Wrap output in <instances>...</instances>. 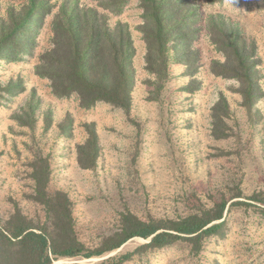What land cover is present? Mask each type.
Wrapping results in <instances>:
<instances>
[{
  "label": "rangeland",
  "instance_id": "rangeland-1",
  "mask_svg": "<svg viewBox=\"0 0 264 264\" xmlns=\"http://www.w3.org/2000/svg\"><path fill=\"white\" fill-rule=\"evenodd\" d=\"M46 1L51 14L29 34L36 46L17 60L0 61V217L17 205L40 215V207L27 197L33 193V166L43 158L50 164L49 191L68 193L77 234L91 249L120 237L123 214L168 224L224 200L228 204L224 226L206 237L198 252L183 240L137 251L150 239L135 236L102 255L55 262L264 264V0H191L200 15L191 43L198 57L189 67L172 55L163 87L145 69L142 9L139 0H131L120 15L130 24L136 47L129 109L103 102L82 108L76 96L56 97L50 81L35 73L38 54L49 44L50 21L62 2ZM26 3L0 0V18ZM213 13H223L257 44L263 96L251 110L242 104L238 81L211 71L212 62L222 60L208 33ZM7 88L20 92L10 94ZM221 96L227 98L230 114L227 136L216 138L212 108ZM17 115L29 126L20 124ZM90 131L98 136L99 155L93 168L84 169L78 146ZM127 253L131 257L121 259Z\"/></svg>",
  "mask_w": 264,
  "mask_h": 264
},
{
  "label": "trees",
  "instance_id": "trees-1",
  "mask_svg": "<svg viewBox=\"0 0 264 264\" xmlns=\"http://www.w3.org/2000/svg\"><path fill=\"white\" fill-rule=\"evenodd\" d=\"M26 1L20 11L11 9L9 17L0 18V61H14L22 54H29L35 45L29 34L40 29L52 12V5L46 0ZM139 1L142 9L139 31L146 44L145 69L162 86L169 76L172 55L189 67L197 60V51L192 49L191 43L198 31L200 15L191 0ZM130 2L62 0L58 5L50 21L49 44L38 54L34 67L38 76L50 81L56 97L76 96L85 109L100 102L124 109L131 107L136 85V47L130 24L120 18ZM207 27L212 45L222 54V60L212 62V73L238 81L242 104L251 110L263 96L261 59L256 42L249 41L239 25L227 20L223 13L210 14ZM5 90L10 94L20 92L11 88ZM229 114L230 104L221 96L212 108V132L216 138L227 136L225 126ZM15 118L29 126L21 115ZM98 155V136L90 131L86 142L78 146V163L84 169H91ZM50 173L47 159H38L33 166V193L27 198L40 207V215L27 214L17 205L10 215L0 217V264H54L59 258L102 255L135 236L150 239L137 251L163 248L183 240L191 244L192 251L198 252L203 240L216 234L225 223L222 220L228 205L225 200L210 210L168 224L144 221L127 213L123 214L121 231L117 233L120 237L109 238L111 243L107 242L105 247L91 249L77 234L73 202L68 193L49 191ZM131 255L127 253L121 259ZM95 264H106V261Z\"/></svg>",
  "mask_w": 264,
  "mask_h": 264
},
{
  "label": "water",
  "instance_id": "water-1",
  "mask_svg": "<svg viewBox=\"0 0 264 264\" xmlns=\"http://www.w3.org/2000/svg\"><path fill=\"white\" fill-rule=\"evenodd\" d=\"M151 238V237H150ZM60 263H63V262H60V261H58V262H54V264H60Z\"/></svg>",
  "mask_w": 264,
  "mask_h": 264
}]
</instances>
